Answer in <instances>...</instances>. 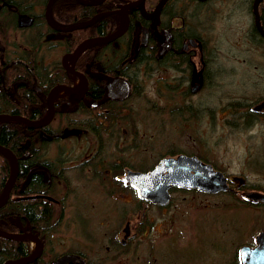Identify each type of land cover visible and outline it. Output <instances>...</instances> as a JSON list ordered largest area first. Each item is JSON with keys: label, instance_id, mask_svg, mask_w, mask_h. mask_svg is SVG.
I'll return each instance as SVG.
<instances>
[{"label": "flooded vegetation", "instance_id": "1", "mask_svg": "<svg viewBox=\"0 0 264 264\" xmlns=\"http://www.w3.org/2000/svg\"><path fill=\"white\" fill-rule=\"evenodd\" d=\"M132 1L0 0V114L42 123L0 117L29 127L14 146L0 141L9 150L0 149V264H216L161 255L157 248L172 235L156 242L155 231L165 234L167 227L165 216L153 212H169L178 190L264 202L248 195H264V180L249 182L246 173L218 168L201 134L216 121L240 127L264 122V0H165L156 16L160 0H144L143 8ZM96 37L102 39L81 49ZM253 52L261 53L260 64L251 63ZM224 72L233 85L242 72L253 91L219 107L187 100L203 89L215 96ZM123 79L129 92L118 97ZM151 80L168 93L152 99L148 110L162 100L166 121L179 120L180 128L201 122L196 148L172 146L155 160L141 156L143 147L154 145V131L141 121L153 127L157 119L142 117L139 107L151 100L140 97ZM27 106L41 115L19 114ZM179 154L221 170L228 188L173 184L168 201L158 202L141 196L126 177ZM257 234L225 264L252 263L240 248L256 246Z\"/></svg>", "mask_w": 264, "mask_h": 264}, {"label": "rangeland", "instance_id": "2", "mask_svg": "<svg viewBox=\"0 0 264 264\" xmlns=\"http://www.w3.org/2000/svg\"><path fill=\"white\" fill-rule=\"evenodd\" d=\"M221 43L224 46L227 45L225 39H221ZM254 49L252 51H255ZM244 58H246V62L251 58L252 64H260L256 60H260L262 55L260 52H253L250 58L247 56ZM163 74L161 71V75ZM237 75L241 78V82H239V78L237 83L233 85L232 82H228V72H224L222 76L227 79L225 81L221 78V82H225L221 84L222 87L219 88L218 92L215 91V96H206L209 94V89H203L185 97L187 100L200 98L202 101L211 102L217 107L220 104H225L231 98H242L243 96L245 98L254 88L248 87L242 82L244 80L241 77L243 76L242 72L237 73ZM144 90V95L140 97H150L151 100L139 102L141 116L149 119L155 114L157 121L153 122V127L148 120L146 122L141 121L142 126L144 125L148 130L155 133L154 137L151 138L154 145L143 147L141 156L148 159L146 157L148 154L151 159L155 160L172 146L196 148L197 145L193 142L199 144L195 134L202 132L201 122L194 127H188V125L180 128L179 120L166 121L167 116L165 117V115L167 114L165 113L168 112H165L162 109L163 105L159 104L163 102L162 100H156V104L152 106L153 111L148 110V107L153 101L152 99H163L168 92H165L163 88L159 89L153 80L147 82ZM169 105L172 103L169 102ZM223 111L220 113H227V110ZM157 117L162 118V120ZM216 122L210 124L208 134L204 132L201 134H203V140L210 146L209 152L214 154L217 167L227 173H246L249 182H255L257 179V181L262 182L264 180V163H262L264 122L247 124L245 127H240L236 123L235 126H232V122L229 121ZM192 128H197V131L194 133ZM210 128L213 131H210ZM249 151L252 155H247ZM172 195L173 200L167 207L169 212H153L156 217L165 216L164 223L167 227L165 234L158 235L155 231L156 242L172 235L164 241L162 244L164 247L157 248L161 255L205 262L209 258V262L211 259L216 264H225L232 258L233 250L235 251L241 242H253L255 234L264 228V202L242 200L227 192L206 194L198 191L178 190L174 191ZM155 226L157 230L162 228L159 221H156ZM211 242L216 245H212ZM225 246H228L227 251L222 249Z\"/></svg>", "mask_w": 264, "mask_h": 264}, {"label": "water", "instance_id": "3", "mask_svg": "<svg viewBox=\"0 0 264 264\" xmlns=\"http://www.w3.org/2000/svg\"><path fill=\"white\" fill-rule=\"evenodd\" d=\"M164 1L165 0L159 1L155 10V16L158 14V9ZM143 2L144 0H135L132 1L131 4L138 3L139 6L143 8ZM120 31H122V29ZM119 33L120 32L113 33L107 38H113ZM101 39V37L93 38L84 44L81 49L85 48L92 42H96ZM164 48L165 44L163 46V49ZM80 51L81 50H77L71 55H77ZM109 85L110 86L108 87H110V91H112L116 83L111 81ZM65 87L71 90L76 89L73 86ZM121 88L122 92H120V94H116L118 97H124L128 94L129 84L127 81L123 86H121ZM50 97L51 93L49 94V98ZM0 117L20 119L32 126H40L42 124L41 122L35 120H27L9 114H0ZM0 149L7 152L9 151L6 147L1 145ZM13 167L14 166L12 165V170ZM130 174L132 175H127L126 177H128L132 184L137 188L138 193L143 197L158 202L168 201L170 198L169 187L173 184L185 187H196L200 190L208 192H216L228 188L227 177L221 170L214 169L211 164L203 163L195 156H187L185 154H179L177 157H164L159 160L153 169L146 172H132ZM248 195L252 198V201H255L259 197H264L263 194L258 192H251ZM256 241L257 244L254 247L245 245L240 248L241 257L245 258L246 260H249L251 257L253 262L250 264H264V230L260 231L256 235Z\"/></svg>", "mask_w": 264, "mask_h": 264}, {"label": "trees", "instance_id": "4", "mask_svg": "<svg viewBox=\"0 0 264 264\" xmlns=\"http://www.w3.org/2000/svg\"><path fill=\"white\" fill-rule=\"evenodd\" d=\"M41 113V110L39 112L36 107L31 109L29 106L19 112V114L25 115L28 118H36ZM24 131L29 132V127L21 121L8 119L0 121V141L6 145L14 146L24 136Z\"/></svg>", "mask_w": 264, "mask_h": 264}]
</instances>
